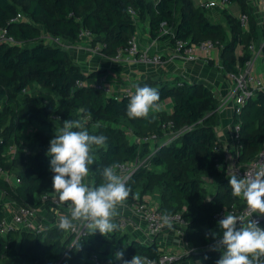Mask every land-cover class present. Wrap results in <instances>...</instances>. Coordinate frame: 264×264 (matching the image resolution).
Returning a JSON list of instances; mask_svg holds the SVG:
<instances>
[{
  "label": "trees",
  "instance_id": "16d2710c",
  "mask_svg": "<svg viewBox=\"0 0 264 264\" xmlns=\"http://www.w3.org/2000/svg\"><path fill=\"white\" fill-rule=\"evenodd\" d=\"M229 2L239 3L243 12L250 13L248 0ZM18 13L24 17L15 21ZM223 14L225 24L212 21L194 0H0V28H7L15 40L0 43V167L21 179L15 186L0 176V191L19 204L57 208L50 200H40L52 188L50 140L67 119L86 122L91 132L93 123L112 120L118 126H109L106 144L95 148L94 185L103 182V167L140 163L126 178L132 193L123 204H131L138 191L160 196L163 204L157 210L163 214H175L188 203L190 211L183 215L187 225L184 254L175 262L195 259L216 264L222 254L217 247L222 230L215 214L233 204L239 209L247 204L232 196L230 176L224 173L226 154L217 131L221 102L215 93L202 84L145 79L135 83L134 89L157 88L162 108L150 109L147 119H131L128 96L98 88L100 71H84L67 47L48 43L46 36L76 43L87 30L95 43L104 45L106 56L115 57L139 33L136 21L148 17L153 39L220 42L221 68L234 73L251 56L249 43L264 38V26L251 16L250 29L243 31L236 17L227 10ZM163 23L174 35H161ZM237 122L241 123L235 139L241 150L239 161L246 164L264 146V91L234 115V125ZM176 133L175 140L162 143ZM154 135L153 143L136 140ZM205 179H215L214 188ZM174 204L178 208L166 206ZM5 217L0 200V224ZM165 249L157 239L144 241L121 227L107 236L89 232L78 241L58 224L41 232L10 228L0 233V264H95L94 256L99 264H122L115 259L119 250L128 260L136 254L159 260Z\"/></svg>",
  "mask_w": 264,
  "mask_h": 264
},
{
  "label": "clouds",
  "instance_id": "9594fccd",
  "mask_svg": "<svg viewBox=\"0 0 264 264\" xmlns=\"http://www.w3.org/2000/svg\"><path fill=\"white\" fill-rule=\"evenodd\" d=\"M160 101L157 88L137 86L127 105V116L147 119L150 109L161 110ZM106 141V136L91 134L78 119L64 120L62 128L50 140L47 155L50 157V171L54 173L52 188L61 203L69 202L68 214L59 217L58 227L63 231H75L78 224H83L91 234L99 231L107 236L119 228L116 223L118 206L132 193L126 178L117 171L121 166L103 167V182L99 186L86 179L95 162V148L104 146ZM229 183L232 196L242 198L249 209L264 216V169L254 174L246 172L243 178L238 171H232ZM161 219L163 225L169 229L173 227L170 215L165 214ZM218 226L222 236L218 238L217 247L222 254L216 264H264V227L257 220L226 212ZM115 259L122 264H155L154 260L140 254L131 260L125 259L124 250L117 251Z\"/></svg>",
  "mask_w": 264,
  "mask_h": 264
},
{
  "label": "built area",
  "instance_id": "2783aa9c",
  "mask_svg": "<svg viewBox=\"0 0 264 264\" xmlns=\"http://www.w3.org/2000/svg\"><path fill=\"white\" fill-rule=\"evenodd\" d=\"M251 2V3H249ZM249 5H253V7L257 6L258 12L260 13V19L258 20L254 13L250 10L251 7L249 6V12L241 11L240 14L237 16V19L240 22V25L243 31L250 29V20L251 16L256 20L257 25L260 27L264 26V0H248ZM231 3L229 0H210L203 3L201 6L205 9L210 8H224ZM130 13L135 15L134 9H130ZM24 16L22 13H18L15 17L16 20L22 19ZM172 33L174 35L173 29L170 30L166 27L165 23L162 25L161 35ZM93 38V34L91 32L85 30L81 33V38ZM49 40L48 43L61 45L65 47V41L61 38L53 37V36H46ZM138 34L133 35V37L129 41V46L124 49H121L119 53L113 57L116 61H134L138 63H162L164 58L160 53H152L153 44L147 46L143 51L139 48L138 43ZM157 40V39H155ZM14 43L15 40L8 35L7 28H0V43L4 42ZM102 45L100 42L96 43L92 46L94 53L99 55H103ZM264 38L261 41L252 40L249 45L248 49L251 53L249 59L245 62L244 65L238 66L236 72L228 73V77L233 83V86L229 92L227 100L232 101L233 103V115L241 113L243 107L249 103L251 99L256 97L258 92L264 91V75L259 74L258 67L262 63H264ZM214 50L218 51V62L221 65V53H222V46L220 42L214 41L212 39H205L199 42H192L184 39H176L174 43V52L177 58H184L189 61H196L202 58H208ZM92 51V52H93ZM242 54V50L239 51ZM97 86L100 89L106 90L108 93H113L111 86L106 84L104 78H100L97 82ZM183 83L180 81L179 84ZM123 94L131 98L133 94H135V89L133 84H129L124 87ZM234 122V118H233ZM232 122L231 125V140L230 143L227 145H223L222 149L225 151L226 154V161H227V171L229 174L232 171H238V174L241 178H243L246 172L251 171L253 174L257 171L264 169V146L262 150L257 154L255 158H253L250 162L243 164L239 161V156L241 150L238 146H236V138L239 137L241 131V123L237 122L235 125ZM179 136V133L171 134L168 137L164 138L162 143L167 144L175 140ZM139 142L144 141H151L152 143L155 142L156 135L152 137H147L145 139H136ZM160 141V142H161ZM228 156H230V162L228 160ZM132 164H121L120 168L117 169H130ZM135 165V164H134ZM229 166H232L231 168ZM135 167V166H134ZM130 171L128 176L134 171ZM132 168V167H131ZM0 176L3 177L7 182L13 184L15 186L21 183V179L10 172L4 170L0 167ZM127 176V178H128ZM54 193L52 192H43L40 195V200L44 203L50 200L54 205L68 206L69 202L61 203L59 198L54 197ZM6 208V217L4 218L3 222L0 224V233L5 234L10 228H24V229H31L38 232H41L45 226L42 223H36V216H37V209L29 204H19L15 200L10 201V203H4ZM57 206V207H59ZM134 210V214L140 216L147 227L148 230V239L158 240V238H163L167 234L170 229H167L165 225L162 223V216L165 215L159 212L155 207L150 206L147 203L139 201L135 203L132 207ZM226 212H230L236 215H245L246 219H254L259 222L264 220V216L259 215L258 212L251 210L248 206L244 209H239L235 204L224 207L220 211L215 214V219L219 221L224 217ZM8 215V216H7ZM172 218L173 227L177 230L176 235L180 237L181 242L183 243L184 237V230L186 228V221L183 217L184 213L177 212L175 214H168ZM133 217H126V218H119L117 220V224L124 230H130V226L132 224ZM128 230V231H129ZM71 235L74 236L75 241L81 240L84 238L90 231L83 225L78 224L75 231L69 230L68 231ZM158 237V238H157ZM161 245V243H158ZM162 246V245H161ZM163 247V246H162ZM180 256L176 255L173 250H166L159 260H154L155 264H175ZM93 261L95 264H99V261L96 256L93 257Z\"/></svg>",
  "mask_w": 264,
  "mask_h": 264
},
{
  "label": "crops",
  "instance_id": "0c3cea01",
  "mask_svg": "<svg viewBox=\"0 0 264 264\" xmlns=\"http://www.w3.org/2000/svg\"><path fill=\"white\" fill-rule=\"evenodd\" d=\"M208 0H194L195 4L201 6L203 3ZM250 6V5H249ZM252 6V7H251ZM251 11L254 13V16L259 20L260 13L258 12L257 6L253 7L251 5ZM234 8V11H232ZM207 15L208 18L212 21L221 22L225 24V18L223 10H227L234 17L237 16L242 11L241 6H226L224 8H208ZM147 26V25H146ZM141 26L139 29V41H140V50L143 51L147 46L153 44L152 53L162 54L164 60L162 63H138L134 61H116L113 57H108L105 54H97L91 52H84L86 49L85 44L81 42H71L67 41V49L71 53L72 58L76 63L82 66L84 71L98 70L101 73L100 78H106V84L111 86L113 90L117 93L124 91V87L129 84H135L139 81L145 79H151L154 81H186L192 84H202L208 86L217 97L220 95H227L223 98L224 104L230 102L227 100L229 92L233 86L232 81L228 77L218 62V51L214 50L213 53L208 58H202L196 61H189L184 58H177L174 52V43L171 42V39H153L150 36L148 26ZM148 29V30H147ZM258 72L261 75H264V63L259 65ZM99 78V79H100ZM221 98V97H220ZM223 102V101H222ZM232 102V101H231ZM220 118L217 128L218 135L223 141V145H227L231 140V125L233 122V103L228 105L227 111L221 107L219 111ZM11 198L8 197L4 203H10ZM57 207V208H63ZM57 208H51L49 210L45 205H41L37 208V220L38 222L44 221L42 218L47 219V224H44L45 228L48 226H53L54 224H59L60 215L68 214V209L62 211ZM57 209V210H56ZM133 210V209H132ZM132 210L128 211L129 217L136 218V226H134V235L138 238L143 239L144 241L148 239V230L144 220L137 216L136 214L132 215ZM40 218H39V217ZM48 220L50 222H48ZM45 222V221H44ZM177 230L171 228L163 238H158L157 242L161 243L166 249H173L179 251L184 246L180 240V237L176 235ZM175 264H203L200 260L187 259L184 261L177 262Z\"/></svg>",
  "mask_w": 264,
  "mask_h": 264
},
{
  "label": "rangeland",
  "instance_id": "374dc122",
  "mask_svg": "<svg viewBox=\"0 0 264 264\" xmlns=\"http://www.w3.org/2000/svg\"><path fill=\"white\" fill-rule=\"evenodd\" d=\"M249 3H251V2H249ZM239 6L240 7V4L239 3H237V2H235V3H231L229 6ZM231 9H233L232 11H234V8H231ZM137 22V24L139 25V29L141 28V26L142 25H144V26H146L147 24H148V17H143V19H138V21H136ZM147 27V26H146ZM148 30V29H147ZM44 32V31H43ZM229 32H230V30H229ZM44 33H46V32H44ZM139 37V36H138ZM44 39H45V37H44ZM46 40V39H45ZM47 42H49V40L47 39L46 40ZM65 41V47H68L67 46V41L66 40H64ZM83 42L84 44H85V47H86V49L87 50H85L84 52H86V51H88V52H91L92 53V51H93V48H92V46H94L96 43H95V41H94V39H91V38H81L80 39V41L79 42ZM138 43H139V47H140V41H139V38H138ZM93 53H94V51H93ZM121 61V60H120ZM112 91H113V88H112ZM120 93H123V92H120ZM227 95V93L224 95H220V97H217L218 99H219V101L221 102L220 103V107H219V110H218V120H217V128L219 129L220 127L218 126V124H219V120H221V118L219 117L220 116V110H221V107L223 106V109L224 110H226L227 111V109H228V105L229 104H231L232 105V102L230 101V102H227V103H225L224 104V100H223V98L225 97ZM223 101V102H222ZM84 124H85V126H86V122H83ZM109 126H118L116 123H114L112 120H101L100 122H96V123H93V125H92V128H93V131L91 132V131H89V129H88V131L91 133V134H95V135H106V133H108L107 131H108V128H109ZM88 127V126H87ZM231 129V128H230ZM7 157H10V154H7ZM228 160H229V162H230V156H228ZM135 164V165H134ZM140 163H137V162H135V163H133L132 165H131V167H130V169H120V170H118V172H119V174H121L123 177H125V178H127V176H128V173L130 172V171H132L133 170V167L134 168H136V166L137 165H139ZM158 171L159 172H161V169H158ZM225 173V175L226 176H230V174L227 172V171H225L224 172ZM87 179V181L90 183V184H93L94 185V181H93V165L91 166V171H90V174H89V176L86 178ZM208 179H210V178H208ZM205 180H207V179H205ZM208 186H209V188L210 187H212L213 186V188H214V185H215V179L212 181V180H207V182H205ZM49 192H52V193H54V197H56V198H58V195L55 193V191L53 190V188H51L50 190H49ZM6 199H8V197L5 195V193L4 192H2V191H0V200L4 203V201L6 200ZM139 201H142V202H144V203H147V204H149L150 206H152V207H155L156 209H158L159 207H161V205L163 204V199L160 197V196H156L155 194H151V193H149L148 191L147 192H140V191H138L137 193H135V197H134V200L132 201V203L131 204H128V205H126V204H123L122 203V205H120V206H118V211H119V215L116 217V223H117V220L119 219V218H126V217H129V214H127V212L128 211H130V210H132V207H133V205L135 204V203H137V202H139ZM56 206H59V205H56ZM63 206H65V207H63V208H57V209H59L58 211L60 212V209L62 210V211H64L65 209H68V206H66V205H63ZM166 206H168V207H170L171 209H174L175 207H177L178 208V204H174V206H169V205H166ZM59 207H62V206H59ZM182 208H180V209H178V212H182V213H189V211H190V208L188 207V203H185L184 204V206L182 205L181 206ZM56 209V210H57ZM132 215L134 214V210H132ZM8 216V215H7ZM39 217V216H38ZM40 218V217H39ZM42 220H44V221H41V222H38V220H37V218H36V220H35V222L38 224V223H42L43 225L44 224H47V219H44V218H42ZM136 218H134L133 220H132V224H131V226L129 227L130 228V230H129V232H131L132 234H134V226H136ZM48 222H50L49 220H48ZM261 226V225H260ZM166 228H168V227H166ZM181 246H184V243H182V245ZM165 250H169V249H165ZM171 250V249H170ZM173 250V249H172ZM173 252L176 254V255H178V256H181L182 254H184V250H183V248L182 249H180L179 251H175V250H173ZM185 252H186V250H185Z\"/></svg>",
  "mask_w": 264,
  "mask_h": 264
}]
</instances>
